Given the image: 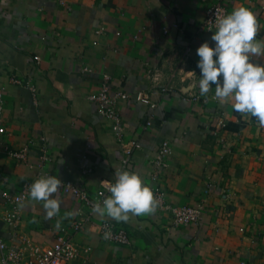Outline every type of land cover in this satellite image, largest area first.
Returning a JSON list of instances; mask_svg holds the SVG:
<instances>
[{
  "label": "crops",
  "instance_id": "1",
  "mask_svg": "<svg viewBox=\"0 0 264 264\" xmlns=\"http://www.w3.org/2000/svg\"><path fill=\"white\" fill-rule=\"evenodd\" d=\"M218 4L228 13L250 8L256 38L264 40V0H0V237L8 245L53 244L64 227L89 249L72 264H264V126L236 112L234 101L221 104L215 85L205 96L191 87L200 75L196 49L211 44L215 31L202 30L206 12ZM252 59L264 63V56ZM189 70L196 75L189 78ZM105 75L111 93L129 95L116 107L120 128L89 99ZM139 91L149 103L136 99ZM120 139L141 143L134 163L147 184L157 148L170 141L158 184L172 205L205 200L199 223L173 226L158 208L117 222L60 189L51 218L29 196L16 233L3 222L1 190L17 191L41 175L91 193L115 182ZM22 150L25 160L11 155ZM105 220L124 227L133 243L105 241Z\"/></svg>",
  "mask_w": 264,
  "mask_h": 264
},
{
  "label": "clouds",
  "instance_id": "2",
  "mask_svg": "<svg viewBox=\"0 0 264 264\" xmlns=\"http://www.w3.org/2000/svg\"><path fill=\"white\" fill-rule=\"evenodd\" d=\"M258 31L257 18L248 7L234 8L219 17L210 37L212 43L205 41L196 49L200 75L191 87H198L199 94L205 96L215 85L214 97L221 104L234 101L231 107L236 112L264 126V63L252 59L264 56V40L256 38ZM186 73L189 78L196 75L193 70ZM115 176L110 195L94 204V213L120 222L127 221L130 214L155 212L159 201L138 173L118 170ZM60 185L55 175H41L30 185L31 198L43 201L48 218L60 210L61 202L54 195ZM56 227H60L59 222ZM108 235L105 233V238Z\"/></svg>",
  "mask_w": 264,
  "mask_h": 264
},
{
  "label": "built area",
  "instance_id": "3",
  "mask_svg": "<svg viewBox=\"0 0 264 264\" xmlns=\"http://www.w3.org/2000/svg\"><path fill=\"white\" fill-rule=\"evenodd\" d=\"M228 13L226 6L218 4L208 8L206 12V18L202 25V30H215L216 21L219 17ZM39 59V58H36ZM104 84L100 92L89 96V99L98 104L99 114L109 122L114 123L120 128L121 120L116 111V107L119 101L126 100L129 95L124 92L111 93L109 85L110 77L104 76ZM19 83L18 81H16ZM31 90L35 92L34 87ZM136 99L142 103H149V100L144 96L142 91L136 94ZM3 94L0 93V123L2 121L3 114ZM153 122L148 119L145 123V128L152 127ZM119 147L121 150V161L118 170H130L136 172V166L134 163V155L141 149V143L139 140H131L125 144L123 139L119 140ZM172 153V146L168 139H163L157 148L155 160H154V172L150 176L148 185L151 187L155 197L158 199V210L165 212L170 216L173 226L176 227H189L199 223L204 213L207 210V203L205 200L198 202L195 205L187 206H175L170 204L165 196L164 190L158 184L159 170L161 167L168 166V160ZM27 152L25 150L19 152H12V156L17 159L25 160ZM2 169L0 167V173ZM57 177V176H56ZM58 178V177H57ZM114 182L104 181L97 192H89L83 184H78L70 181H62L60 190L64 194H72L77 198L80 203L90 208L93 211V206L97 202H101L105 197L110 195V187ZM30 183H24L17 191L3 189L1 190L2 198L7 205L5 215L3 216V222L11 229L15 234L21 223L22 207L26 203L30 196L29 189ZM83 221L76 222L74 224V230L80 231L84 228ZM105 233H109L105 238ZM102 238L110 243L131 245L133 238L129 235L127 230L122 226H117L110 220H105L101 225ZM12 241L15 240V236H12ZM82 251L88 252L89 249L80 248L71 238L68 236L66 228H61L59 237L53 244H34L32 242H26L17 245L8 243L0 237V262L1 264H72L77 261L82 254Z\"/></svg>",
  "mask_w": 264,
  "mask_h": 264
}]
</instances>
